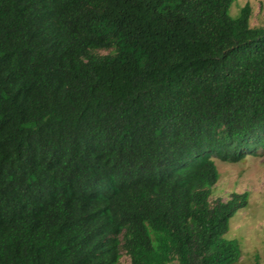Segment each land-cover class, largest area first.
Segmentation results:
<instances>
[{
	"label": "trees",
	"instance_id": "trees-1",
	"mask_svg": "<svg viewBox=\"0 0 264 264\" xmlns=\"http://www.w3.org/2000/svg\"><path fill=\"white\" fill-rule=\"evenodd\" d=\"M235 1L0 0V264L239 262L249 195L210 197L264 154V28Z\"/></svg>",
	"mask_w": 264,
	"mask_h": 264
},
{
	"label": "rangeland",
	"instance_id": "rangeland-1",
	"mask_svg": "<svg viewBox=\"0 0 264 264\" xmlns=\"http://www.w3.org/2000/svg\"><path fill=\"white\" fill-rule=\"evenodd\" d=\"M245 4L252 9L250 26L264 28V0H236L229 8V15L236 17ZM214 164L219 179L211 189V203L218 199L226 201L233 192L249 195L247 207L235 213L225 234L226 239H236L241 245L242 255L237 264H264V154L247 156L238 163L216 159ZM129 263V258L122 254L120 264Z\"/></svg>",
	"mask_w": 264,
	"mask_h": 264
}]
</instances>
